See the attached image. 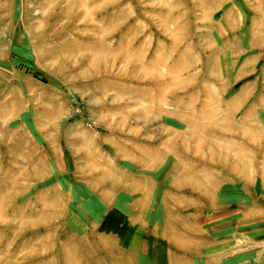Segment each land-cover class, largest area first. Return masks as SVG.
<instances>
[{
	"label": "rangeland",
	"instance_id": "obj_1",
	"mask_svg": "<svg viewBox=\"0 0 264 264\" xmlns=\"http://www.w3.org/2000/svg\"><path fill=\"white\" fill-rule=\"evenodd\" d=\"M0 264H264V0H0Z\"/></svg>",
	"mask_w": 264,
	"mask_h": 264
}]
</instances>
